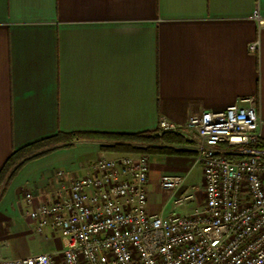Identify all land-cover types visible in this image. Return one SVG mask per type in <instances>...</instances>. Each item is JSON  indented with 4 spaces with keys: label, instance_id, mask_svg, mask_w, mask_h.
<instances>
[{
    "label": "crops",
    "instance_id": "1",
    "mask_svg": "<svg viewBox=\"0 0 264 264\" xmlns=\"http://www.w3.org/2000/svg\"><path fill=\"white\" fill-rule=\"evenodd\" d=\"M255 9L264 18V0H0V172L14 150L58 132L155 134L161 119L184 125L242 96H255L262 120L248 148H264V27ZM176 135L179 143L162 146L181 152L146 153L148 183L195 162L193 143ZM112 144L73 139L0 177V259L63 248L60 232L38 236L26 212L53 202L97 158L126 154L105 149ZM148 194L156 214L168 194L156 209Z\"/></svg>",
    "mask_w": 264,
    "mask_h": 264
},
{
    "label": "built area",
    "instance_id": "2",
    "mask_svg": "<svg viewBox=\"0 0 264 264\" xmlns=\"http://www.w3.org/2000/svg\"><path fill=\"white\" fill-rule=\"evenodd\" d=\"M252 16L264 27L257 9ZM257 48L258 40L247 46L250 53ZM261 123L255 96L191 116L184 125L161 119L156 135L173 132L193 143L203 185L196 206L175 213L195 201L193 187L185 184L187 173L165 174L157 184L167 198L158 213H149L148 155L99 157L53 202L26 212L35 232H60L63 248L0 264H264V148H248L258 144Z\"/></svg>",
    "mask_w": 264,
    "mask_h": 264
},
{
    "label": "trees",
    "instance_id": "3",
    "mask_svg": "<svg viewBox=\"0 0 264 264\" xmlns=\"http://www.w3.org/2000/svg\"><path fill=\"white\" fill-rule=\"evenodd\" d=\"M79 138H94L103 139L110 138L114 141V144L107 146L105 149L113 152L120 153H150L152 151H160L163 153H179L181 151L174 150L163 144L179 143L180 138L173 133L163 132L161 135H155L151 132L139 133V134H120V135H108V134H86V133H70L63 134L58 132L57 134L33 142L22 148L14 150L9 158L6 160L3 168L0 172V177L10 171L12 174L18 167L24 162L43 155L51 150H54L61 146H67L73 139ZM264 147V144L262 145ZM230 158V156H228Z\"/></svg>",
    "mask_w": 264,
    "mask_h": 264
},
{
    "label": "rangeland",
    "instance_id": "4",
    "mask_svg": "<svg viewBox=\"0 0 264 264\" xmlns=\"http://www.w3.org/2000/svg\"><path fill=\"white\" fill-rule=\"evenodd\" d=\"M190 164H191V167L188 169L185 184L188 187H193L192 193H193L194 200H195L194 204H197L201 201V193H202V186H203L202 185V169L200 165L194 162L193 158H190ZM148 192H149L148 194L149 200L153 201V208L155 209L159 208L162 205L164 201V197L167 193L164 190L160 189L158 187L157 182L155 181L151 183H147V193ZM170 209H171V206L167 205L165 209L166 213ZM45 231H49V230L45 228L42 230L41 233L36 232V234L37 235L39 234L38 236L41 235L43 237L44 236L43 234L46 233ZM34 246H35L34 249L37 250L39 245L35 244Z\"/></svg>",
    "mask_w": 264,
    "mask_h": 264
}]
</instances>
